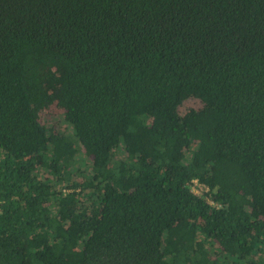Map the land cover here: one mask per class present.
<instances>
[{
	"label": "trees",
	"instance_id": "16d2710c",
	"mask_svg": "<svg viewBox=\"0 0 264 264\" xmlns=\"http://www.w3.org/2000/svg\"><path fill=\"white\" fill-rule=\"evenodd\" d=\"M0 264H264V0H0Z\"/></svg>",
	"mask_w": 264,
	"mask_h": 264
},
{
	"label": "rangeland",
	"instance_id": "374dc122",
	"mask_svg": "<svg viewBox=\"0 0 264 264\" xmlns=\"http://www.w3.org/2000/svg\"><path fill=\"white\" fill-rule=\"evenodd\" d=\"M59 71V65L52 59H49L41 70V85L49 91L53 102L37 115L42 122L49 124L48 126L52 127L56 126L60 119H63L62 112L57 103L60 92L58 79ZM191 189L198 196H202L204 193V190H201L199 187H192Z\"/></svg>",
	"mask_w": 264,
	"mask_h": 264
},
{
	"label": "built area",
	"instance_id": "2783aa9c",
	"mask_svg": "<svg viewBox=\"0 0 264 264\" xmlns=\"http://www.w3.org/2000/svg\"><path fill=\"white\" fill-rule=\"evenodd\" d=\"M192 187H199L201 190H204V188H203L202 186H199V184H198L197 181L194 182V185H193ZM192 187H191V188H192ZM193 189H194V188H193Z\"/></svg>",
	"mask_w": 264,
	"mask_h": 264
}]
</instances>
